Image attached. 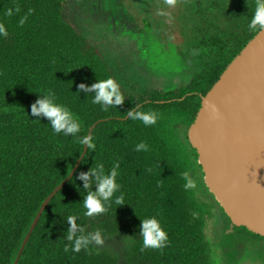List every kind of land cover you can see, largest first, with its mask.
<instances>
[{
	"label": "trees",
	"instance_id": "16d2710c",
	"mask_svg": "<svg viewBox=\"0 0 264 264\" xmlns=\"http://www.w3.org/2000/svg\"><path fill=\"white\" fill-rule=\"evenodd\" d=\"M68 1L0 0V23L8 32L0 36V264H15L45 200L70 176L86 149L76 138L54 133L47 118L37 121L31 115V105L47 90L79 119L80 136L90 135L96 123L105 121L93 131L95 148L87 150L75 176L44 211L18 264H119L116 255L95 244L72 252L66 240L69 215L79 217L77 224L86 233L123 237L129 264H214L205 233L207 212L195 189L183 186L184 172L193 176L195 166L202 169L188 131L202 97L259 33L247 27L256 0H175L173 5L147 0L154 36L170 39L179 53L173 54L193 59L196 69L182 89L164 95L136 98L120 86L124 102L106 111L79 85L90 87L115 76L99 46L68 18ZM136 109L156 112V124L123 120ZM141 142L149 151L135 150ZM97 163L106 170L119 163L121 190L116 195L122 193L124 201L87 217L84 181L78 174ZM153 215L167 232V246L141 251V220ZM235 248L238 254L242 251Z\"/></svg>",
	"mask_w": 264,
	"mask_h": 264
},
{
	"label": "water",
	"instance_id": "95a60500",
	"mask_svg": "<svg viewBox=\"0 0 264 264\" xmlns=\"http://www.w3.org/2000/svg\"><path fill=\"white\" fill-rule=\"evenodd\" d=\"M103 121L93 126L91 136ZM188 139L198 154L206 187L233 225L264 238V31L248 42L202 97ZM87 150L86 146L70 176L45 200L15 264L44 211L75 176Z\"/></svg>",
	"mask_w": 264,
	"mask_h": 264
},
{
	"label": "rangeland",
	"instance_id": "374dc122",
	"mask_svg": "<svg viewBox=\"0 0 264 264\" xmlns=\"http://www.w3.org/2000/svg\"><path fill=\"white\" fill-rule=\"evenodd\" d=\"M145 10L147 0H69L66 9L68 18L102 50L123 91L136 98L182 89L197 64L191 58L174 55L179 53L175 47L172 49L170 39L158 40L154 36ZM192 177L197 184L196 199L207 212L205 233L214 264H264L263 246L260 250L249 246L238 254L235 247L242 248L240 241L247 235L246 231L234 232L233 228L231 232H221L227 226V219L206 187L198 166ZM102 238L103 244L96 245L98 249L116 255L119 264H129L125 259L127 243L123 237Z\"/></svg>",
	"mask_w": 264,
	"mask_h": 264
},
{
	"label": "clouds",
	"instance_id": "9594fccd",
	"mask_svg": "<svg viewBox=\"0 0 264 264\" xmlns=\"http://www.w3.org/2000/svg\"><path fill=\"white\" fill-rule=\"evenodd\" d=\"M168 5H173L175 0H165ZM18 13L19 7L15 9ZM11 9L8 10L7 16H12ZM27 17H23L20 23L23 24ZM250 31H264V0H256L255 10L247 25ZM8 32L4 23H0V36H7ZM80 89H85L88 94H93L92 103L100 105L105 111L109 106H117L124 102L125 98L121 93L120 85L112 78L97 80L90 87L84 84L79 85ZM31 115L37 117V121H41V117L47 118L48 124L56 134L71 136L78 140L82 146L95 148L93 137L91 135L80 136L81 123L74 115L72 110L58 101L56 94L52 90H47L39 95L37 101L31 105ZM128 118L139 120L145 126L154 125L157 122L158 114L154 111L133 110L128 112ZM135 150L149 151V146L145 142L136 145ZM119 163L112 166L110 170H106L103 163H97L91 167L88 173H79V179L84 181L83 189L86 195L83 197L84 215L87 217L97 216L106 213L112 204L123 205L124 196L121 193V185L117 182ZM151 171V169H149ZM182 178L185 181L184 188L194 189L197 187L195 179L188 173L184 172ZM93 188L95 190H93ZM79 217L77 215H69L67 217V236L66 240L70 242L71 251L79 253L82 249L88 250L90 245L103 244V238L100 231L94 233H86L85 229L77 224ZM139 232L143 237L144 249H163L167 246L168 235L160 219L156 215L148 216L141 220ZM65 252L69 251V245H65Z\"/></svg>",
	"mask_w": 264,
	"mask_h": 264
},
{
	"label": "flooded vegetation",
	"instance_id": "af4514ba",
	"mask_svg": "<svg viewBox=\"0 0 264 264\" xmlns=\"http://www.w3.org/2000/svg\"><path fill=\"white\" fill-rule=\"evenodd\" d=\"M202 170V169H201ZM226 219H227V217H225ZM233 223L231 222V221H229V219H227V226H225L222 230H221V232H231L232 230H233ZM235 230H234V232H237V230H244V231H246V232H251V231H249L248 229L247 230H245V229H242V228H234ZM249 234H247L246 236H242L241 237V241H240V244L242 245L241 247H242V250L244 251V249H246V248H248L249 246L250 247H254L255 249H262L261 248V246H263L264 247V240H262V239H260V238H258V237H254V236H252V235H249ZM258 238V239H260V240H256V239H253V238ZM263 243V244H262ZM243 251H241V253L243 252ZM263 251V250H262ZM264 252V251H263ZM257 253V252H256ZM258 254H260V253H258ZM261 256H264V255H262L261 254Z\"/></svg>",
	"mask_w": 264,
	"mask_h": 264
}]
</instances>
